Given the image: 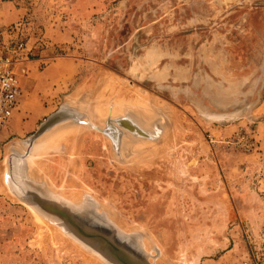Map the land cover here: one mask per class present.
Returning a JSON list of instances; mask_svg holds the SVG:
<instances>
[{
  "label": "rangeland",
  "instance_id": "obj_1",
  "mask_svg": "<svg viewBox=\"0 0 264 264\" xmlns=\"http://www.w3.org/2000/svg\"><path fill=\"white\" fill-rule=\"evenodd\" d=\"M16 1L27 13L0 32L22 22L37 73L83 59L90 106L115 98L161 133L116 152L95 131L87 157L52 159L45 179L2 162L19 199L0 175V264H112L77 233L96 224L134 235L153 264H264V0ZM66 175L84 198L56 192ZM18 183L75 209L77 224Z\"/></svg>",
  "mask_w": 264,
  "mask_h": 264
},
{
  "label": "crops",
  "instance_id": "obj_2",
  "mask_svg": "<svg viewBox=\"0 0 264 264\" xmlns=\"http://www.w3.org/2000/svg\"><path fill=\"white\" fill-rule=\"evenodd\" d=\"M26 13L27 12L25 11V9L20 7L17 4L16 0H0V26L17 21L18 19L24 17ZM31 64L32 62L25 63L27 74H22L21 76L22 84L24 85V92L21 97L19 108L13 114L9 124L0 132V165L2 164V162H4L10 166L11 160H13L14 164L16 165L18 161L16 159V155H13L14 149L16 150V153H21L20 150L22 146H24L21 145V143H23L24 140L30 137L39 128L41 122L46 117L60 109V107L66 102H70V104L72 105H75V103L77 102L83 103L86 107L85 112H87L89 118H91L93 121L97 122L100 125H104L105 123L104 120L106 119V114L99 116L97 114L96 108H93L88 104L92 99V93H90L91 88H89L92 85H87L85 81L86 77H90V73H83V66L84 64H87L85 60L79 58L66 59L64 61L51 60V62L47 63V65L44 66L42 70L39 69V73L36 72V68L32 67ZM105 76H107L105 73H99L98 78H103ZM71 84L75 86V89L69 93V87ZM54 94H57L58 96L61 95L62 103L58 107L54 105ZM74 99L76 101H74ZM108 101L110 103L109 98ZM111 101L113 103L114 109V107L117 105V101L113 99ZM262 106H264V101ZM102 110L100 112L104 114ZM128 111L134 112L135 115H137L136 113H140L139 111L135 110V108L133 109V107H125L124 109H122V111H119L118 114H123ZM133 118L135 119L133 120L138 126L147 130L146 127L141 126L137 122L134 116ZM68 127H73L75 129V136L81 142L79 150L75 153L77 156L75 157L74 153H70V155L74 156V158H77L78 156L83 158L87 157V151L91 141V138L89 136L93 135L95 131H101L94 128H90L88 125H85L83 123H77L71 120L61 121L57 123L54 127H52L50 130H48L46 133H44L39 138L37 144L34 145L32 149V151L34 152L32 153L34 154L36 151H39L41 149L42 151H46V149H48L52 142L55 141V151H58L59 153L55 152V154H53V161L55 162V159L59 157L63 158L65 155V164L66 166H69L70 163L68 162L67 158H70V151L67 147V143H65L63 140L51 138L53 136L52 134L60 132L61 130H64ZM126 131L129 132L128 130ZM129 133L130 135H128V137L133 136L136 138H145L135 132ZM10 139L14 140L10 145L7 146L6 141ZM128 141L130 142V140ZM136 142H138L137 139L135 142H130L129 144L133 145ZM58 144L61 146H59ZM33 154H31L28 160L25 161L27 164V170L29 171V173H34L36 177L40 176L39 178L45 179V177H42L43 173L41 174V171H39L37 167H35L34 165H29L31 156ZM60 154L63 155L61 156ZM53 163L50 162V166H52ZM15 189L17 188L15 187Z\"/></svg>",
  "mask_w": 264,
  "mask_h": 264
},
{
  "label": "water",
  "instance_id": "obj_3",
  "mask_svg": "<svg viewBox=\"0 0 264 264\" xmlns=\"http://www.w3.org/2000/svg\"><path fill=\"white\" fill-rule=\"evenodd\" d=\"M85 105L81 102L75 103V105L70 104V102L64 103L60 109L46 117L40 124L39 128L26 140H24L25 146L22 148H25L26 152H29L33 149L34 145L37 144L39 141V138L48 130H50L52 127H54L57 123L64 121V120H71L73 122L77 123H83L85 125H88L90 128L97 129L107 135L109 138V134L107 132V129L105 128V124L107 123L108 119L104 120V125H100L93 121L91 118L88 117L87 112H85ZM111 109H113L111 107ZM110 109V110H111ZM112 111V110H111ZM132 114L134 112L128 111ZM135 115V114H134ZM109 116H112L111 113ZM155 125H157L155 123ZM161 132L155 137L148 136L146 139H157L159 137ZM132 137V138H131ZM130 142H135L136 139L139 141L142 138L129 136L128 137ZM113 147L115 150L120 148L122 149L124 145V138H122L120 143L113 142L112 138H110ZM129 150V149H128ZM13 155H16V157L22 156L20 153H16V150L14 149ZM24 158L17 159V164L15 165L13 160L10 161V173L14 175V171L21 169L23 165H25V161L29 158V153L26 154ZM122 157V155L120 156ZM16 186L19 193L22 194L24 197H31L38 200V203L46 207L48 210L57 211L61 217L64 218L65 224L69 225L71 227L72 225H76L75 222L76 218L74 217L76 212L75 209L70 208V206H66L64 208H59L58 203L51 199L50 197H47L48 195H43L38 191L37 189L33 188L34 186H27L24 184H20ZM47 198V199H45ZM98 216H101L103 218V215L97 214ZM75 223V224H74ZM109 224V223H108ZM99 225L91 226L90 229H84L83 227H79L77 229V233H81L83 236H88L89 239L92 238V240H89L92 245H94L95 248H98L101 250L105 258L112 262V264H153L150 263L146 259V253L143 251L141 245L137 243V241L134 239V235L122 233L121 231L111 229L109 226L102 225L103 230H100L98 228ZM92 228L98 230H92ZM100 230V231H99ZM110 230V231H109ZM79 231V232H78Z\"/></svg>",
  "mask_w": 264,
  "mask_h": 264
},
{
  "label": "bare ground",
  "instance_id": "obj_4",
  "mask_svg": "<svg viewBox=\"0 0 264 264\" xmlns=\"http://www.w3.org/2000/svg\"><path fill=\"white\" fill-rule=\"evenodd\" d=\"M107 75V74H106ZM113 79V78H112ZM134 90V89H133ZM136 90V88H135ZM114 91V89H113ZM75 93V92H74ZM112 94V93H111ZM136 94H137V100L138 102L136 103H140L139 104V107H141L142 109H147L145 111H147L148 113H151L153 111V109L151 110V108L148 106L146 107L145 104L147 103V97L144 96L142 94V92H139V91H136ZM108 95V94H107ZM134 95V94H133ZM109 98V97H108ZM134 98V97H133ZM130 99V98H129ZM69 100V99H68ZM108 100V99H107ZM112 100V99H111ZM115 100V98H114ZM117 100V99H116ZM119 100V99H118ZM133 100V99H132ZM136 100V99H135ZM74 101H76L74 99ZM126 101V99H125ZM134 101V100H133ZM124 103V102H123ZM106 104V102H105ZM105 104H103V106L101 105H97L96 107V110H97V114L99 116H102V115H105L106 114V119H108L107 123L105 124V128L107 129V132L110 136V138H112L113 142L115 143H120L123 136H124V141H127V140H131L128 138V135H130L129 132H135L139 135H142V136H146V138H148V136H153L155 137V135L157 136L159 134V132L161 131V128L159 125H155V122L153 121V119H151L149 121L148 118H146V116H142V114L140 115V113H136L137 115H134L130 112H125L123 114H118L119 111H122V109H124L126 106L125 105H122V103H119L117 102V105L114 107V109H111V107L113 108V103L112 101H110V104L109 106L107 107ZM148 104V103H147ZM135 107H133L134 109ZM103 109V110H102ZM112 111H111V110ZM102 110V112H104V114H102L100 111ZM111 113L112 116H109ZM144 113V112H143ZM148 113H145L146 115H148ZM136 118L137 122L141 125V126H144L147 128V130L141 128L140 126H138L136 123H135V119L133 118V116ZM153 114V112H152ZM94 119V118H93ZM134 119V120H133ZM153 121V122H152ZM97 123V122H96ZM59 129V128H58ZM128 130L129 132H127L126 130ZM47 132V131H46ZM45 132V133H46ZM75 129L73 127H68V128H65L64 130H61L60 132H57L55 134H52L51 138L53 139H59V140H63L65 143H67V147L69 148V155L70 153L71 154H75L79 149H78V144L81 143L79 142L78 143V139L76 138L75 136ZM82 133V132H81ZM124 134V135H123ZM47 135V134H46ZM78 135V134H77ZM107 136V135H106ZM78 137V136H77ZM146 138H142V139H146ZM52 139V140H53ZM107 139V138H106ZM108 140V139H107ZM141 141V140H140ZM63 142V143H64ZM127 143H130V142H127ZM41 144V142H40ZM61 144V143H59ZM58 144V145H59ZM21 145H23L21 143ZM56 145L55 141L52 142V144L48 147V149H46V151H42L39 150V151H36L32 156H31V160L29 162V165L30 166H35L38 168L39 171H41V173L47 175L48 173V168H49V164L50 162L52 161L53 159V154H55V152L57 153L58 151H55L56 150ZM57 145V146H58ZM65 145V144H64ZM61 146V145H59ZM39 147V145H38ZM54 147V148H53ZM66 147V148H67ZM61 148V147H60ZM67 148V149H68ZM66 149V150H67ZM68 151V150H67ZM66 151V152H67ZM33 152V151H32ZM117 152V150H116ZM59 153V152H58ZM61 153V152H60ZM65 154V153H64ZM61 155V154H60ZM63 155V154H62ZM61 155V156H62ZM68 155V156H69ZM75 157L77 156L76 154L74 155ZM74 156L70 155V158L73 163H74ZM65 159V155L63 157ZM67 158V160H69ZM71 161V162H72ZM32 164V165H31ZM72 164V163H71ZM68 166V165H67ZM66 169V168H65ZM67 173V172H66ZM69 174V172H68ZM0 175L2 177V180H3V183H4V187L6 188L7 191H12V194L13 196L16 197V199H19V195L15 193V191H13V186H12V183L10 182L9 180V174H8V168L5 166L4 168L1 169L0 171ZM67 176V175H66ZM77 177V176H76ZM77 181V180H76ZM75 181V177H71L69 178L68 176L66 177V180L63 182V185L60 187V188H57L56 189V192H59V193H64L66 191H64L65 189H68L70 191V194H68L67 196L69 197H72L74 199H78V198H81L83 196V193H82V190L87 189V185L84 184V183H80V182H76ZM54 184V183H53ZM21 198V197H20ZM71 198V199H72ZM84 198V197H82ZM82 201V200H81ZM33 206V205H32ZM34 207V206H33ZM41 207V206H40ZM38 214V215H37ZM36 218H39V216H41V214H39L38 212L36 213ZM62 233V232H60ZM147 240V239H146ZM88 243V242H87ZM91 244V243H90ZM97 249L98 251L101 252L100 249L98 248H95ZM97 252V251H96ZM99 252V253H100ZM98 253V252H97ZM102 253V252H101ZM103 254V253H102ZM101 255V254H100Z\"/></svg>",
  "mask_w": 264,
  "mask_h": 264
},
{
  "label": "built area",
  "instance_id": "obj_5",
  "mask_svg": "<svg viewBox=\"0 0 264 264\" xmlns=\"http://www.w3.org/2000/svg\"><path fill=\"white\" fill-rule=\"evenodd\" d=\"M15 30V34L11 31ZM8 36L0 32V132L9 124L19 108L24 92L21 76L23 65L30 61L29 39L23 36L22 22L6 28ZM243 264H248L245 261Z\"/></svg>",
  "mask_w": 264,
  "mask_h": 264
}]
</instances>
